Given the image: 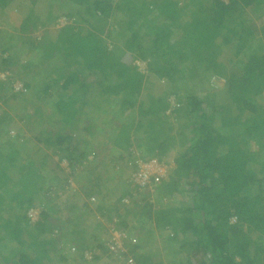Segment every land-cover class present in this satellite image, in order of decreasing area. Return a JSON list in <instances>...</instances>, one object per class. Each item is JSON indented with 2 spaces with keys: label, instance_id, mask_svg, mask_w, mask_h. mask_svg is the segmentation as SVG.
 I'll list each match as a JSON object with an SVG mask.
<instances>
[{
  "label": "trees",
  "instance_id": "16d2710c",
  "mask_svg": "<svg viewBox=\"0 0 264 264\" xmlns=\"http://www.w3.org/2000/svg\"><path fill=\"white\" fill-rule=\"evenodd\" d=\"M26 4L13 16L17 1L0 0V264H99L101 256L83 255L106 254L113 222L124 229V251L104 259L117 264H264V0ZM15 80L24 92L13 91ZM91 105L110 115L81 127ZM43 113L35 139L57 156V184L41 175L44 157H24L9 140L12 122ZM137 154L170 165L151 191L130 178ZM98 156L129 180L105 198L99 189L66 190L67 177L94 178ZM65 194L60 224L51 203ZM29 206L40 208L34 222ZM86 209L100 218L83 226Z\"/></svg>",
  "mask_w": 264,
  "mask_h": 264
},
{
  "label": "crops",
  "instance_id": "0c3cea01",
  "mask_svg": "<svg viewBox=\"0 0 264 264\" xmlns=\"http://www.w3.org/2000/svg\"><path fill=\"white\" fill-rule=\"evenodd\" d=\"M38 3H40V2H38ZM18 13H20L19 9L16 10V14H14V16L15 15H20ZM85 107L87 108V113H84V115L81 118V127H82V125L88 124L89 122H91L93 124L94 123L93 121H96V120L99 119L97 121V123H98L101 119H103V115H104V118H108L109 115H110V114H104V113H97L92 108L93 107L92 105L88 106V107L85 106ZM45 114H47V113H43L42 114V115H44V116H42L43 117L42 119H39V116L34 115L35 117L25 118V119H23V121L12 122V124H10L11 126L8 127V128H13L17 132L18 137H20L19 138L20 140H18V138H16V137H12V136L9 137V140L10 141H13V140L15 141L16 145L18 146V148L21 151L24 152L23 153L24 157L26 155H28V156L30 155L32 157H37L38 159H42L44 157L46 159V161H44V164L40 165L41 164L40 162L37 164V165L40 166L39 168H40V171H41V175L42 176L44 175L46 181L47 182L50 181V184H51V182H52V184H57V183H59V179L64 177V175L61 173V171H59L60 167H58L56 165L57 156L55 154L51 153V151H50V149L48 147H46L41 142H38L35 139V134L37 132H40L43 129V126H42L43 122L42 121H46V118L48 117ZM11 116L13 117V120H18L17 118H19V116H17V115L15 116L14 113H11ZM109 122H111V121H109ZM52 123L53 122H51V127L54 128V126H52V125H55L56 123H53V124ZM15 124H17V125L21 124V125L15 127ZM99 124H101V123H99ZM79 128H80V126H79ZM65 132H67V130H65ZM97 135H99V133ZM107 148H104V147H101V146L98 147V149H101V150L107 149ZM97 152L98 151H96V153ZM104 153H105V151L102 154H99V153H97V154L98 155H104ZM98 157H99L100 162L97 159L98 163H96V165L98 167V170L96 171L97 172L96 175L93 173L94 178H91L90 181L88 182L87 179L84 177V174L86 172H82L81 174L79 172L76 175L78 177V179L74 178V183H75L76 188L74 190H70V191H75L77 189V191L80 190V192L82 191L84 193L85 191L99 189L101 191H99L98 194L103 195V197L105 198L103 191H105L107 187H110L111 185H112V187H113V185H117L116 187L120 188L121 187L120 184L122 185V183H125L126 181L129 180V176H128L129 172H128V170H122V169L118 168V171H117L116 168H112V167H110V165L108 166V165L104 164L106 166L105 167L104 165H101V162L105 163L104 162L105 160H104L103 156H98ZM109 175H111L109 177L110 181L104 186V183L106 182L105 179L108 178ZM58 177H59V179H58ZM97 177H99L98 180H96ZM95 180H96V183L94 182ZM100 183H102V185ZM70 196H72V195H70ZM70 196L65 194L58 201L55 200L54 202L51 203V204H53V209H52L53 210V213H52L53 216L52 217H56V220H55L56 223L63 224V222H61V219H65V217L67 216V213H68V211L64 209V204L68 201V200H65V199L67 197H70ZM39 198L41 200H38L37 203L43 202L44 198L41 197V196ZM69 202L70 201H68L66 204H68ZM36 205L39 206V207L44 206V202L42 204H36ZM106 209L110 210L109 207L106 208ZM110 211L113 212V210H110ZM83 212H87V215H85V214L82 215L83 221L85 222V224L84 223L82 224L83 226H85L87 224L95 223V220H97L96 217L99 215L98 213L91 214V213H89V210H87V209L83 210ZM88 214H89V217H88ZM122 216H123L122 213L121 214L117 213V218L118 219L122 220L121 219ZM134 219H136V220H134ZM125 222L128 225H134V227H131V228H133V231H137L138 230L137 229V225H138V223H140V221H138L136 217H134V218H131V217L130 218H126ZM119 227H120V225H119ZM52 228H53V226L51 227V231H53L55 229V228H53V229ZM91 228H93V227H91ZM120 228H122V227H120ZM128 232H129V234L131 236L130 238H132L131 240L135 244L139 243L138 242V239H139L138 236H139L140 233H135V232L132 233L131 230H129ZM161 242L162 241L159 238H158V240L154 239L152 244H151V247H154L156 245H161ZM5 243H4V241L0 242V244H4V246H5ZM1 253L2 252H0V254ZM4 254L6 255L7 253L4 252ZM106 261H108V260H106Z\"/></svg>",
  "mask_w": 264,
  "mask_h": 264
},
{
  "label": "built area",
  "instance_id": "2783aa9c",
  "mask_svg": "<svg viewBox=\"0 0 264 264\" xmlns=\"http://www.w3.org/2000/svg\"><path fill=\"white\" fill-rule=\"evenodd\" d=\"M59 22L61 25L64 22V18L61 17L59 19ZM5 55L6 54H0V58L4 57ZM134 64L136 65L139 71L141 72L146 71V67H147L146 61L135 60ZM6 75H7V72L0 71V79L3 80V78ZM11 87L13 91L17 93L25 91L23 83L19 80L13 81L11 84ZM8 134L9 136H14L16 134V131L12 129L9 131ZM136 156L137 157L135 159V169L131 171L130 178L140 189L142 188L143 190L146 189V190L151 191L153 190V186L158 181H160L161 178L167 175L170 165L163 161H160L159 159L155 157L142 159L141 157H139V155H136ZM64 187L66 188V190H74L76 188L74 180L71 177L69 178L67 177L66 185H64ZM51 192L52 191L48 190L46 194H49ZM90 200H94V198L90 197ZM39 213H40L39 207L29 206L26 209L25 215L30 222H34L37 220ZM96 218L99 219L100 217L97 216ZM124 240H125L124 231L117 228V225L115 224V222L111 224L109 223L108 224V236L105 239V243H104L106 247L105 248L106 254H103L99 250H94V251L85 252L83 257L88 262H91V260L93 259L95 255L101 256V259L105 258L108 255H111V257L113 256L115 259L117 258V260L121 259L122 253L124 251V246H123ZM114 258L110 260L113 261V263L117 264V260H113ZM131 261H132L131 259H126V261H124L123 263L122 261H120L119 263L120 264H134Z\"/></svg>",
  "mask_w": 264,
  "mask_h": 264
},
{
  "label": "rangeland",
  "instance_id": "374dc122",
  "mask_svg": "<svg viewBox=\"0 0 264 264\" xmlns=\"http://www.w3.org/2000/svg\"><path fill=\"white\" fill-rule=\"evenodd\" d=\"M17 1V3H18V9H19V12L20 13H18V14H20V15H23V12L26 10V8H27V4L26 3H28V0H16ZM40 4H42V3H40ZM35 9V8H34ZM63 12H64V10H63ZM14 14H16V13H12V15L14 16ZM263 15H264V13H263ZM262 15V16H263ZM11 23H13V22H11ZM10 23V24H11ZM54 28L56 27V26H53ZM1 28H3V27H1ZM0 28V29H1ZM5 28H9L8 27V25H6L5 26ZM57 28V27H56ZM15 44H17L16 42H15ZM22 55H20V57H21ZM217 81L216 82H218L217 84H215V83H213V84H215V85H217V88H218V86H219V83H221V79H216ZM208 86L210 85V84H207ZM158 88H160V87H158ZM168 115H170V114H168ZM18 119V118H17ZM170 121H168L169 123H170V125H172V122H173V120L172 119H169ZM51 122H56V120H53V121H51ZM21 125V124H20ZM20 125H17V124H15V127H17V126H20ZM68 127V126H67ZM66 127V130H67V132H69L70 131V129L69 128H67ZM176 129V128H175ZM103 142H105V140H103ZM251 146H253V144H251ZM174 154H175V152H174V150L172 151V149L170 150V152H168L167 153V155L166 156H168L169 158L170 157H173L174 156ZM137 155H139V154H137ZM105 162V161H104ZM56 264H59V263H56ZM99 264H115V263H113V261H111L110 259L108 260V261H106L104 258H102V260L99 262Z\"/></svg>",
  "mask_w": 264,
  "mask_h": 264
},
{
  "label": "clouds",
  "instance_id": "9594fccd",
  "mask_svg": "<svg viewBox=\"0 0 264 264\" xmlns=\"http://www.w3.org/2000/svg\"><path fill=\"white\" fill-rule=\"evenodd\" d=\"M214 81H217L214 77L212 78ZM144 191H147L146 189H144Z\"/></svg>",
  "mask_w": 264,
  "mask_h": 264
}]
</instances>
